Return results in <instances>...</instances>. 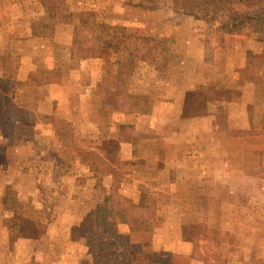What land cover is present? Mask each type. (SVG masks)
<instances>
[{
	"label": "rangeland",
	"instance_id": "1",
	"mask_svg": "<svg viewBox=\"0 0 264 264\" xmlns=\"http://www.w3.org/2000/svg\"><path fill=\"white\" fill-rule=\"evenodd\" d=\"M41 2L54 15L37 19L35 27L53 37L66 26L63 40L56 38L44 50L6 48V42L0 49V264H264L262 123L250 118L246 129L236 128L235 119L228 123L222 115L217 124L224 126L214 124L210 131L199 118L194 142L174 144L172 137L182 138L184 132L163 129L159 136L164 133L168 143L159 147L162 155L153 152L152 143L139 142L138 160L128 159V150L118 144L98 150L91 144L92 136L128 140L129 133L123 121L108 128L110 76L105 63L92 59H116V94L130 81L135 95L159 92L151 78L158 69L170 80L174 65L142 66L135 59L187 55L188 49L173 43L190 39L188 31L195 28L194 35L213 46L217 58L228 49L237 55L239 48L251 76L253 67L264 63V26L255 30L244 23L227 39L221 24L258 13L264 0L125 1L132 4L131 12L120 10L122 0ZM137 4L163 14L147 18L132 7ZM30 67L41 77L46 67L52 71L45 72L44 82L39 79L32 95L19 85L28 84ZM91 82L98 88L92 89ZM222 96H194L191 108L197 110L187 107L184 118L202 117L205 99L220 101ZM116 98L124 105L121 96ZM141 99L134 103L143 106ZM32 105L44 112L32 113ZM217 106L215 112L222 109ZM176 157L185 161L179 164ZM160 183L171 191L156 193ZM141 187L151 192L140 195ZM128 194L139 196L137 204L154 201L164 207H132Z\"/></svg>",
	"mask_w": 264,
	"mask_h": 264
},
{
	"label": "crops",
	"instance_id": "2",
	"mask_svg": "<svg viewBox=\"0 0 264 264\" xmlns=\"http://www.w3.org/2000/svg\"><path fill=\"white\" fill-rule=\"evenodd\" d=\"M125 1L128 0H124V2L122 0L120 6H122L123 9L120 8V10L126 12L129 8L128 6L132 4H128V2ZM132 7H134L136 11H138L137 8H141L142 14L147 18L156 17V15L163 14L160 9H144L141 7V4L133 5ZM136 13L139 14V12ZM52 15H54V13H52L48 8H45L41 0H0V49L4 48L3 45L6 42V48L11 46L16 49H20L21 47L26 49L37 46L41 47V49L44 50L49 49L51 47V45L49 46V43L55 42L56 38H58V42L62 41L63 39H60L61 33L67 32L65 31V29H67L66 26H59V30L55 32L59 33V35L53 37H48L46 34L41 32V30H38L35 27L37 24L39 25L37 19L44 16L51 18ZM123 26L127 27L126 25ZM75 27L77 28V26ZM164 27L165 26H162V28L166 30V27ZM195 32V28L194 30L188 31L190 39L181 38L177 40V46L173 43L174 48L184 47L188 49V51H186V53L188 52L187 55H185L184 53H176L171 54L172 56L170 57H152L150 58V60L149 58L135 59V64L142 66L158 63L174 65L170 80H167L163 75V71L160 72L158 69L156 70V74H154L153 78H151L152 83L154 82L155 85L158 86L159 92H147L148 94L142 93L135 95L129 90L131 88L130 81V83L128 82L127 86H124L122 94L121 92H118V94H116L119 78L118 67H116L117 63L115 62L116 59L112 57H107L105 58V60L103 58L92 59V62L96 64L99 63V61L105 63L107 76H110V81L108 82V88L110 89V92L106 94V97H110V100L112 101V105L108 104L106 106V121L110 123V125L109 123L107 124L108 128L116 125L122 126L121 121H123L122 123H127L123 125L128 126L129 129L128 140H122L118 137L110 138V136L107 138H99L98 135L97 137L92 136L91 144L98 146L94 149L98 150L100 145L105 146L109 144H118V146H122V149L128 150V159L136 158V160H138L140 159V157L135 156L136 146L138 145L137 143L142 142L143 144L152 143L155 148H153V152H157L158 154L162 155L161 151L163 150H160L159 147L168 143L166 142L167 139L165 138L164 133L162 136H159V134L163 132V129H168L170 131L175 130V132H184L182 138L174 139L172 137L173 140H171L174 144L183 146L185 143L191 144L195 141V128L199 118L200 122L205 123L206 129L212 131L214 124L217 125V128H222V126H224L217 124L219 117L222 118V115L223 117L227 118L228 123L235 119L236 128L246 129L245 124L249 123L250 118L253 121L262 123V126L264 127V63L260 64L259 67H256L257 69L253 67V69L251 70V76L247 75L248 68H245L246 59L241 56L242 54L239 55V48H237L236 50L237 55H233L234 53L231 52L232 49H228V53L226 55H221L222 59L217 58V54H214L213 46L210 47L207 44L206 40L197 38V36L194 35ZM234 33L236 32L225 33L224 37H227L228 39V37L233 36L232 34ZM9 42H11V44ZM224 42H226V40ZM211 43L214 45V41H211ZM224 45L225 44H222V47ZM197 46H199V48L201 49L199 53L193 51V49ZM165 47L166 49L171 48L170 44L168 43ZM224 50H222V52ZM124 60H128V57L126 56ZM0 64H2L1 60ZM29 66H31V64ZM187 67L188 69H186ZM183 68H185L186 70H184ZM29 71L33 73L27 75L28 77L26 78V80L28 81V84H26L25 82H21L19 83V85L20 88L23 86L27 87V93L29 95H32L36 87H38L39 85V79H42L44 82L45 72H47L46 74L48 75L51 74L52 71L51 69H49V67H46L44 69V72L42 73V77L35 74V69L33 67H30V69L28 68L27 72ZM245 74L247 76H245ZM159 75H161L160 78ZM125 77L126 75L123 74V78ZM185 77H187L188 79H186ZM185 80H187V82H185ZM95 86L98 88V83L95 84L91 82L92 89H94ZM43 89L48 88L43 87ZM249 92L254 93L250 94ZM209 93H216L220 94L221 96L224 94H229L234 97L225 99V97L222 96L218 98L220 101H214L213 99V101L211 100V102L205 99L204 115L201 117L194 113V115L190 116L186 120V118H184V113L187 112V107H189L190 110H197L191 108L192 98L194 96H207V94ZM253 95H255L256 97L252 101ZM120 96L122 97V103L124 105H118V102H116V97ZM137 97L142 98L141 100H144L145 103L143 106H137L138 104L134 103V98ZM128 101H133V103L131 102V104H129ZM217 103L222 105V109L219 112H215L218 107ZM30 107V111L34 114L44 112L36 106L32 105ZM233 112L234 114H230ZM120 117H122L123 119L120 120ZM126 119L127 121H125ZM184 121L186 122L183 123ZM30 123L32 127H38L35 125L36 122H33L31 120ZM91 123L96 124L95 129L98 128V122L92 120ZM186 123L189 130L188 140L185 139L187 127L183 128ZM192 134H195V136H192ZM258 134H264V130H262ZM260 141L261 140H258V143ZM162 158L164 159L165 157ZM157 159L158 158L154 157V160ZM175 160H178V163L181 164L182 161H185V157L182 160H180L179 157H176ZM149 173L150 172H145V174ZM156 173L160 175L162 171L160 170L159 173L155 172V174ZM140 174L138 173L137 176L140 177L142 175ZM128 175H130V173H128ZM133 175L135 176V173ZM134 176L133 180L135 181ZM176 176H178V178H180L181 180L180 175ZM186 177H189V175ZM140 181L136 180L135 183H139L142 185ZM178 182L179 181H177L176 184ZM158 187L156 193L169 192L168 190H170L166 188L163 183L158 184ZM34 190L35 189L32 188V192H34ZM146 192H151V190H145L143 187H141V191L139 188V191L137 193L143 195L146 194ZM128 197V199H130L132 203V207H151L153 209H161L164 207V205L162 204H155L154 201L148 202L147 204H144L142 202L140 204H137L139 200H135L138 199L139 196L130 197L129 195ZM155 218L157 219L158 217Z\"/></svg>",
	"mask_w": 264,
	"mask_h": 264
},
{
	"label": "trees",
	"instance_id": "3",
	"mask_svg": "<svg viewBox=\"0 0 264 264\" xmlns=\"http://www.w3.org/2000/svg\"><path fill=\"white\" fill-rule=\"evenodd\" d=\"M83 15L84 14L82 13L79 16L80 17L79 23L81 25H83V23H85L83 21ZM244 23H246V24L252 23V24H254L255 30H261L262 27L264 26V9H262L258 13H255L252 16L248 15V16L235 17L229 21L223 22V24H221V26H223L224 28L227 29V33H232V32L237 31V29H240L242 27V25H244ZM100 25L102 28L104 27L107 30L110 29L109 25H105V24H100ZM106 35H107V32H106Z\"/></svg>",
	"mask_w": 264,
	"mask_h": 264
}]
</instances>
